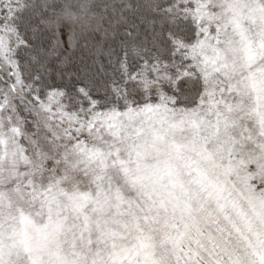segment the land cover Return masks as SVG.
I'll return each instance as SVG.
<instances>
[{"label": "snow or ice", "instance_id": "obj_1", "mask_svg": "<svg viewBox=\"0 0 264 264\" xmlns=\"http://www.w3.org/2000/svg\"><path fill=\"white\" fill-rule=\"evenodd\" d=\"M0 264H264V0H0Z\"/></svg>", "mask_w": 264, "mask_h": 264}]
</instances>
